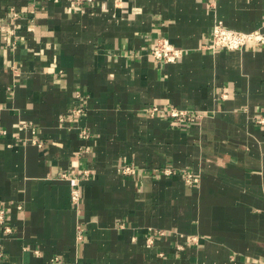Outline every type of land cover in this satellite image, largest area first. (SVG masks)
I'll list each match as a JSON object with an SVG mask.
<instances>
[{
    "label": "crops",
    "instance_id": "crops-1",
    "mask_svg": "<svg viewBox=\"0 0 264 264\" xmlns=\"http://www.w3.org/2000/svg\"><path fill=\"white\" fill-rule=\"evenodd\" d=\"M217 20L264 32V0H0L17 26L0 33V264H264V43L203 49ZM159 37L180 59L149 56Z\"/></svg>",
    "mask_w": 264,
    "mask_h": 264
},
{
    "label": "built area",
    "instance_id": "built-area-1",
    "mask_svg": "<svg viewBox=\"0 0 264 264\" xmlns=\"http://www.w3.org/2000/svg\"><path fill=\"white\" fill-rule=\"evenodd\" d=\"M79 2V0H76ZM86 1H92V0H86ZM7 15L11 16V18L14 20L19 15L17 11L11 7L7 11ZM16 25L14 23L5 24L3 22H0V33H6L11 38L14 36ZM12 41V39H11ZM249 42L254 43H264V32L253 29L248 31H241L229 28L225 26L222 22V20H217L213 23L211 30H210V38L208 42L201 47L203 49H210V50H216V49H225V50H241L245 44ZM149 56L161 63H174L183 54L182 48L175 47L167 38L165 37H159L156 39L152 46L149 49L148 52ZM157 107H151L149 113L153 114L155 111H157ZM74 112H78V110H74ZM165 115L168 116L169 119L177 122V123H183V122H196L198 118H200L199 113H189L184 110H179L175 107H169L165 109ZM264 119L259 120V123H263ZM80 136L82 138H87L89 135L85 130L80 131ZM134 170L130 167H124L123 173H133ZM165 173H170L169 169H164ZM80 173L83 176H87L89 174L88 169H84L80 171ZM184 181L188 184H191L197 180L196 175H194L191 172L185 171L183 173ZM61 177H66V174H61ZM74 181H76V178H73ZM80 199V191L78 187H74L70 190V200L73 203H78ZM5 223V216L3 210H0V225L3 226ZM10 228L5 227L3 230L9 231ZM83 229H81L79 226L77 227V237H81ZM165 232L162 230H153L151 234H148L145 237V244L147 247L153 246L155 244V241L158 237H162ZM184 248L183 244L177 243L175 245L176 250H182ZM1 255V252H0ZM54 260H57V257H54Z\"/></svg>",
    "mask_w": 264,
    "mask_h": 264
}]
</instances>
